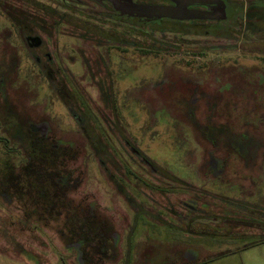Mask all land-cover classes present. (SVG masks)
Masks as SVG:
<instances>
[{
	"label": "rangeland",
	"instance_id": "1",
	"mask_svg": "<svg viewBox=\"0 0 264 264\" xmlns=\"http://www.w3.org/2000/svg\"><path fill=\"white\" fill-rule=\"evenodd\" d=\"M84 1L0 0V137L15 152L0 142V264H264L259 15L236 14L221 36L187 35L195 31L128 18L115 28V17L85 12ZM198 5L199 15L213 14ZM35 34L43 50L30 47ZM35 139L46 154L31 147ZM25 158L45 193L50 177H71L70 213L57 207L31 227L46 204L17 167ZM5 161L22 193L8 200ZM91 207L98 234L81 255L67 218L77 226Z\"/></svg>",
	"mask_w": 264,
	"mask_h": 264
},
{
	"label": "flooded vegetation",
	"instance_id": "2",
	"mask_svg": "<svg viewBox=\"0 0 264 264\" xmlns=\"http://www.w3.org/2000/svg\"><path fill=\"white\" fill-rule=\"evenodd\" d=\"M242 3L238 4L236 0H225L224 3H222V0H133V3H131V0H86V4H84V11L85 12H95L97 14H108L111 17L116 18V24L115 28L118 27V21L120 19L128 18L129 21L137 22V24L145 27H152L156 29L165 30L168 29L171 32H184L186 29L188 31H192L194 33H187V35L191 34H198V35H207V34H215L218 35V31L221 30L225 22H229L233 20V23L231 26H235L237 23V18H235L236 14H242L246 13V19H250V16L247 18L248 15H259L258 19L260 21V24L258 26L261 29H264V0H241ZM199 3H206L208 4V7L212 9L213 14L212 15H199L196 11L201 9V6L198 5ZM181 4L182 6H180ZM156 6L162 7V8H170V11H167V13L170 16H163L162 12L155 9ZM205 9V8H204ZM182 10V11H181ZM91 14V13H90ZM172 14L175 15V17H172ZM203 16L206 17V21H201L204 23H201V19H197L195 17ZM193 17V18H191ZM216 19H220L216 20ZM201 23V24H200ZM223 29V28H222ZM214 31V32H213ZM216 32V33H215ZM224 35V34H221ZM218 35V36H221ZM29 36L30 40L29 45L34 43L32 47L35 50H43L46 47L45 41L40 37V35H27ZM40 37L42 39V42L40 45L36 46V42L33 41L34 38ZM109 39H112V42H116L118 40H121L116 35H113L111 37H108ZM55 50V49H54ZM51 52V51H50ZM45 55L48 57L49 61H52L53 67L57 69L55 66V59L52 57L50 53H45ZM41 62V59H39ZM57 71H60L59 68ZM61 72V71H60ZM49 77V76H48ZM50 78V77H49ZM66 88V87H65ZM87 119L82 117L81 120L78 119V125L82 128L84 124H86ZM83 124V125H80ZM32 139V137H31ZM34 144L31 145V147L34 150H37L41 152L42 154H46L45 147L43 142L35 139ZM0 142L3 143V146L6 151L8 149L10 151L14 152V149L9 148V142L6 138L0 137ZM135 148V147H134ZM139 152L142 154L140 150L137 149V153ZM23 157L22 155L20 158ZM51 157V153H50ZM21 162L18 164V168H21V171L23 172V176L27 178L28 180L30 178L35 179L37 183L38 179H42L43 174L40 173L38 170L35 171L34 167L30 168L28 166L29 160L27 158L20 160ZM12 172V171H11ZM5 175L2 177L1 180V189L2 194L6 200H8V196L11 190L12 194L20 196L22 193L19 191L18 187L13 185L14 181H11V178L7 177V174L9 173V168L7 161H5L3 172ZM71 177H69L68 174H63L62 177H54L53 179L50 177V183L51 187L53 188V192L50 193L48 190V193L44 192V186L42 183H39L40 185H36L37 192L40 197H36L37 203L40 204H46V206L43 207L44 211L40 216L44 215V218H40L38 216L35 220L37 224H32L31 227L36 228L38 227V224H47L48 221L54 218V215L56 213V208L60 207L61 211H67L70 208V204L66 203L64 198L65 194L68 189H71V184L73 182L70 181ZM11 187V188H9ZM11 195V194H10ZM11 200H14V198ZM19 202H22L23 200H20L17 198ZM71 209V208H70ZM96 209L94 207H91L89 210L90 214L87 216L85 215V218L78 216L74 219L79 221V224L76 226L74 225L76 221H72L71 218H67V225L70 227V230L67 228L65 230L69 236L73 240H82L83 245L85 246L84 250H82L81 255H85L86 250L88 247L95 242L94 234H98L94 228L91 226V217L94 218ZM34 213L25 214L22 216V222L23 224H28L29 222H32L30 220L31 218H34ZM67 215V214H66ZM20 217V216H19ZM94 222V221H92ZM33 223V222H32ZM93 234V235H92ZM100 250V254H105L107 251V248L105 245L102 244L101 247L97 248ZM102 250H104V253H102ZM83 263V261H82Z\"/></svg>",
	"mask_w": 264,
	"mask_h": 264
},
{
	"label": "water",
	"instance_id": "3",
	"mask_svg": "<svg viewBox=\"0 0 264 264\" xmlns=\"http://www.w3.org/2000/svg\"><path fill=\"white\" fill-rule=\"evenodd\" d=\"M33 41L36 42V46L40 45L42 42V39L40 37L34 38Z\"/></svg>",
	"mask_w": 264,
	"mask_h": 264
}]
</instances>
